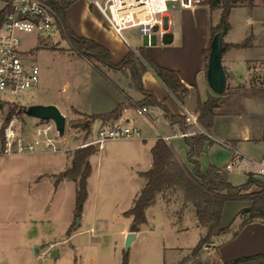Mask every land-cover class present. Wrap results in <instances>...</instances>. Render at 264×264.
I'll return each instance as SVG.
<instances>
[{
	"label": "rangeland",
	"instance_id": "obj_1",
	"mask_svg": "<svg viewBox=\"0 0 264 264\" xmlns=\"http://www.w3.org/2000/svg\"><path fill=\"white\" fill-rule=\"evenodd\" d=\"M2 6L3 0H0V8ZM89 9L91 13L87 14L85 3L76 1L67 14L70 20L84 19L87 24L93 23V18L102 22L97 9L92 6ZM221 12L222 7L211 11L212 24L219 21ZM168 13L174 19L171 27L174 43L179 44L181 19L185 13L175 6ZM228 24L223 41L243 42L247 43V47H253L247 61L249 66L246 67L252 70L248 74L245 68L233 70V89L246 85L264 89V0H236L229 13ZM123 35L131 45L144 47V37L137 28L125 29ZM19 38L20 48L29 50L27 60L39 68V80L19 95L18 103L30 105L54 101L64 113L66 125L62 136L57 134L55 127L49 132L57 150L46 147L40 141L30 151L0 152V264H122L125 253L127 264H185L191 252L178 254V251L194 246L200 235L194 229L188 234L177 232L180 206L183 204V190L178 186L159 193L167 202L170 201L168 210L158 200L146 208V223L140 227L138 237L129 250L124 251V236L120 230L129 225L130 217L124 216L123 212L131 206L144 183L136 169H146V145L141 146L137 160L136 152L128 144L130 140H106L105 148H98L88 158L91 172L87 178V197L81 215L74 214L76 180L61 178L60 172L71 166L75 150L80 148L78 145L94 138L100 124L94 121L87 135L81 127L72 124L73 121H85L86 117L76 116L67 105L79 99L86 100L93 91L91 80L96 72L90 65L91 61H86L71 49L58 27L39 34L20 32ZM156 39L159 43V35ZM242 53L233 50L234 56ZM227 74H230V84L231 72ZM207 94H213L209 87ZM194 100L191 112H195L197 118ZM237 103L243 109L240 117L249 116L253 98L240 91L233 95V110ZM11 109L19 112L18 105H3L0 120L9 115ZM128 109L131 116L128 126L140 129V136L148 145L151 137L156 134L161 136L160 131L167 132L161 114L152 122L147 114L136 115L131 107ZM148 110L152 113L153 107ZM16 117L22 122L25 141L30 142L34 137L32 127L43 120L20 112ZM245 181L246 175L242 171L233 177L235 185ZM242 201H247L249 206L251 204L250 200ZM232 205L228 204V214ZM240 213L242 219L247 216ZM183 222L192 224L188 215Z\"/></svg>",
	"mask_w": 264,
	"mask_h": 264
},
{
	"label": "crops",
	"instance_id": "obj_2",
	"mask_svg": "<svg viewBox=\"0 0 264 264\" xmlns=\"http://www.w3.org/2000/svg\"><path fill=\"white\" fill-rule=\"evenodd\" d=\"M82 2L85 3L87 14H90L91 10L89 9V5L86 1L82 0ZM69 7L66 9V16L73 31L76 34L92 38L106 46L111 53V61L113 64L118 63L129 49L139 54L138 49L140 47L137 48L128 41L124 42L120 40L112 31L103 27V20L101 22L93 18L94 21L92 20L93 23L91 24H87L84 19L81 21L70 20L67 14ZM175 7L185 13L181 19L182 36L180 35L181 39L179 44L174 43V33L171 30L174 24L173 16L167 13L172 21L168 27V33L162 38L159 37V43L156 37L153 38V43H144L143 50L158 65L177 70L180 73L181 82L189 88V92L185 95L182 102L178 101L151 69L143 72L142 82L144 87L153 92L158 100H165L167 107L175 115H183L182 109H186L196 116L195 112H191L193 99L196 93L204 97L209 87L205 75L203 50L209 46L208 21L211 16V11L207 3L192 8ZM170 36L171 41L164 43L163 41ZM227 42L233 43V41ZM252 48L230 47L222 53V64L227 73L231 72V81L229 84L230 74H228L226 79L228 81L226 82L224 90L225 93L223 92L220 96L218 106L215 108L216 114L213 118V125L210 132L207 133L210 141L205 143L198 157L201 170H205L208 165L212 164L225 172L231 183H233V177L239 175L241 171L246 175V179L247 173L256 175L259 167L258 164L264 155V141L262 140V137H264V89L249 85L244 86V88L233 89V70L245 68L247 69V74L252 70V68H246L249 66L247 61L249 59V52H252ZM233 50L243 53L234 56ZM83 58L87 61L85 57ZM90 65L93 68L91 63ZM98 66L102 73L94 68L96 73L93 74L91 80L94 86L92 93L87 96L86 100L79 99L74 104L67 105V108L76 116H84L88 119V116L109 112L123 102V108L127 107V109L124 111L122 108L121 114L116 120L103 121L102 119L96 118L91 120L90 130L94 121H97L100 125H128L131 117L128 115V108L132 107L128 104L129 102L140 100L142 95L131 86V76L128 69L114 70L102 65ZM193 86H195V89L192 88ZM240 91L253 98L252 112L247 117H240V111L243 109L238 103L233 110V95H236ZM46 104L57 105L54 101L47 102ZM147 107L149 109L153 107L152 113H149V110L145 113L152 122H154L155 118L161 115L163 116L164 129L167 132L159 130L161 136L156 134L154 137H151V143L149 145L141 136L125 138V140H130L128 144L136 152V159L139 157V153H141V146L146 145L147 166L145 170L150 168L152 164L150 149L157 138H163L173 148L179 160L189 169H192V164L186 158L188 146L184 142L185 136H181L180 133L185 131H201L199 126H194V124L186 122L187 127L182 129L179 124L168 122L160 107ZM138 130L140 132V129ZM191 134L193 133L188 135ZM105 146L104 143L101 148L104 149ZM137 164L139 165L138 161ZM139 171L144 170L136 169L137 173ZM158 195L159 193L156 195L155 201H160L165 209L168 210L170 201L167 202V199L162 194ZM228 204H233V208L229 214L227 213ZM247 207H249L247 201L234 200L225 202L221 215V227L233 226L234 228L226 232L218 233V231H215L212 242L203 246L196 256H192L190 253L194 246L180 249L181 251H178V254L185 251L190 253L188 255L190 258L186 260L185 264H264V224L259 220H254L240 225L243 217L240 213L241 209ZM226 214L229 215L227 220H225ZM185 215L190 217L192 224H184L183 218ZM178 221V233L188 234L191 232V229H194L200 237L205 233V228L199 225L195 210L190 204L186 205L180 211ZM128 231H130L128 226H124L120 230L122 236H125ZM138 233L139 231H137V235L131 242L130 247L138 237ZM171 264L175 263L172 262Z\"/></svg>",
	"mask_w": 264,
	"mask_h": 264
},
{
	"label": "trees",
	"instance_id": "obj_3",
	"mask_svg": "<svg viewBox=\"0 0 264 264\" xmlns=\"http://www.w3.org/2000/svg\"><path fill=\"white\" fill-rule=\"evenodd\" d=\"M58 15L57 27L61 36L69 43L71 49L78 55L85 57L92 62L95 69L100 71L98 65H102L114 70L128 69L131 76V86L138 91L142 98L135 102H129V106H158L164 113L166 120L172 124L176 123L182 129L187 127L183 115H175L167 107L165 100H158L153 92L146 89L142 82V74L147 69H151L157 78L164 84L169 92L180 102L189 92V88L181 82L180 73L175 69H170L158 65L152 61L144 52L143 47L138 49L137 54L129 49L123 58L116 64L111 61V53L103 44L92 38L76 34L71 28L66 16V9L76 0H49ZM236 0H208L210 11L222 7L219 21L216 24L208 21L209 42L213 35L223 29H228V16ZM8 7L0 8V22L2 21ZM225 49L230 47H247V43H226L223 41ZM224 49V50H225ZM209 46L203 50L204 64H207ZM206 69V68H205ZM226 78L228 77L227 72ZM195 89V86L192 87ZM213 93V92H212ZM221 94H207L202 98L198 93L195 96V106L197 112V124L200 130L184 137V142L188 146L187 161L192 164L189 169L175 154L173 148L167 144L163 138H157L150 149L152 164L150 168L139 171L145 183L141 187L132 204L123 215L130 217L128 228L130 231H139L140 226L146 223L145 210L155 202L156 195L164 190L178 186L183 190V204L181 209L190 204L195 210V214L200 226L205 228V233L199 238L191 251L192 256H196L200 249L212 242L214 230L218 232L228 230L221 227V215L225 202L234 200H250L251 204L247 208L241 209L246 213L240 225L247 222L259 220L264 224V177H255L253 173H247V179L242 184H233L229 181L225 172L210 164L205 170H201L198 160L206 142L210 139L207 133L210 132L215 116V108ZM124 103L118 104L111 111L88 116L85 121H73L74 126H79L88 134L90 122L96 118L103 121L116 120L121 114ZM15 109L9 111V117L17 115ZM21 113V112H20ZM8 118L4 121V124ZM3 127L0 130L2 140ZM264 141V137H262ZM4 142L2 140L1 150ZM98 147L94 144L80 147L75 150L71 166L60 172V177H71L76 180V191L74 200V214L80 216L83 203L87 197V178L91 172V165L88 158L97 152ZM57 182V181H56ZM252 187L256 190L249 191ZM122 264H127L126 253L123 255Z\"/></svg>",
	"mask_w": 264,
	"mask_h": 264
},
{
	"label": "built area",
	"instance_id": "obj_4",
	"mask_svg": "<svg viewBox=\"0 0 264 264\" xmlns=\"http://www.w3.org/2000/svg\"><path fill=\"white\" fill-rule=\"evenodd\" d=\"M89 6L97 9L103 18L104 26L112 31L120 40L127 42L123 30L135 27L141 35L151 42L156 35L160 38L168 33L171 18L168 11L174 6L192 8L207 3V0H85ZM170 4V5H169ZM8 10L0 22V112L3 105H21L19 95L32 88L39 80V68L30 63L27 51L20 48V32L39 34L57 27L58 15L49 0H3V6ZM2 6V7H3ZM127 107L123 108L125 111ZM136 115L148 112L147 106H132ZM187 123L198 125L197 118L188 110L182 109ZM8 121L4 124V121ZM43 121H45L43 123ZM41 124L32 127L34 137L30 142L24 138L22 122L18 117L7 115L0 120V130L4 142L0 138L1 153H21L30 151L41 142L52 150L54 146L49 132L55 127L52 120H43ZM194 132H181L187 136ZM140 132L127 124H102L91 140L81 142L78 147L96 144L98 148L108 139L139 137ZM39 137H42L41 139ZM256 176L264 177V155L259 162Z\"/></svg>",
	"mask_w": 264,
	"mask_h": 264
},
{
	"label": "water",
	"instance_id": "obj_5",
	"mask_svg": "<svg viewBox=\"0 0 264 264\" xmlns=\"http://www.w3.org/2000/svg\"><path fill=\"white\" fill-rule=\"evenodd\" d=\"M227 29L217 32L209 42V53L205 69L206 80L209 88L215 94H222L226 87V73L222 64V53L225 49L222 38ZM171 41V36L163 42ZM152 43L154 40L152 39ZM144 43L147 40L144 38ZM19 111L29 117L41 120H52L59 136L64 133L66 117L55 104H30L19 105ZM78 222V219H77ZM137 231H128L124 236V251L129 250L130 244L136 237ZM35 250V247H34Z\"/></svg>",
	"mask_w": 264,
	"mask_h": 264
}]
</instances>
